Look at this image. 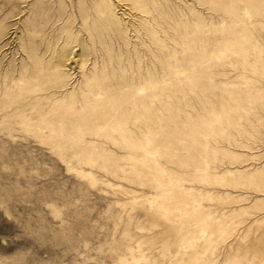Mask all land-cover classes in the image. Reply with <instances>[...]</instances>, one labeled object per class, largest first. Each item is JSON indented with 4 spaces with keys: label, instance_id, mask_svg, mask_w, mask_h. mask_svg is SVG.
Instances as JSON below:
<instances>
[{
    "label": "rangeland",
    "instance_id": "rangeland-1",
    "mask_svg": "<svg viewBox=\"0 0 264 264\" xmlns=\"http://www.w3.org/2000/svg\"><path fill=\"white\" fill-rule=\"evenodd\" d=\"M0 264H264V0H0Z\"/></svg>",
    "mask_w": 264,
    "mask_h": 264
}]
</instances>
